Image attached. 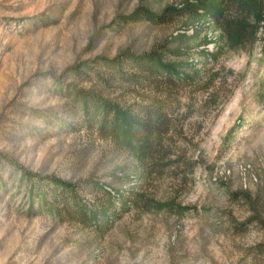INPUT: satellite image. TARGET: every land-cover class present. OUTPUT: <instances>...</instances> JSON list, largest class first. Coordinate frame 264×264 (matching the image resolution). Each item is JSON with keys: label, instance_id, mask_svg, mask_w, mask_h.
<instances>
[{"label": "rangeland", "instance_id": "rangeland-1", "mask_svg": "<svg viewBox=\"0 0 264 264\" xmlns=\"http://www.w3.org/2000/svg\"><path fill=\"white\" fill-rule=\"evenodd\" d=\"M213 2L0 0V264H264V48H229ZM151 55L192 82L169 111L186 177L100 133L85 99L140 103L113 64Z\"/></svg>", "mask_w": 264, "mask_h": 264}, {"label": "trees", "instance_id": "trees-1", "mask_svg": "<svg viewBox=\"0 0 264 264\" xmlns=\"http://www.w3.org/2000/svg\"><path fill=\"white\" fill-rule=\"evenodd\" d=\"M207 13L215 20L229 48L247 49L259 42L264 48V0H214L207 7ZM150 57L140 61L123 58L113 64L116 68L127 61L132 62L138 76L125 72L115 77L134 87L140 103L129 108L123 107L94 92H87L85 99L89 105L94 106L95 121L100 133L109 134L113 138L122 135L127 147L137 150L146 158L156 173L163 175L165 169L184 170L182 176L186 177L187 171L193 173L197 161L178 154L176 142L171 144L169 134L173 131L176 119L169 111L171 101H177L182 91L192 82L169 69L161 70L154 62V55ZM56 184L59 214L68 213L77 220H84V214L79 211L80 206H75L76 188L59 182ZM243 197L254 204L251 197ZM253 213L248 223H257L264 229V218L255 206ZM257 249L264 253V242Z\"/></svg>", "mask_w": 264, "mask_h": 264}]
</instances>
